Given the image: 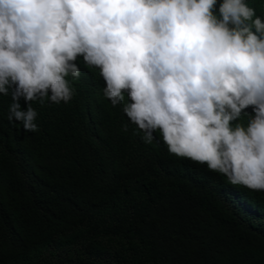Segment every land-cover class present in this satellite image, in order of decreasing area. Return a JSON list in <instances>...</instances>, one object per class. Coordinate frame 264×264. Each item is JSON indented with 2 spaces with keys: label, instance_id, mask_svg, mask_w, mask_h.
<instances>
[{
  "label": "clouds",
  "instance_id": "obj_1",
  "mask_svg": "<svg viewBox=\"0 0 264 264\" xmlns=\"http://www.w3.org/2000/svg\"><path fill=\"white\" fill-rule=\"evenodd\" d=\"M256 10L249 0H0V102L36 132L33 102L69 103L78 84L89 122L98 110L129 120L145 144L159 133L169 155L264 192Z\"/></svg>",
  "mask_w": 264,
  "mask_h": 264
},
{
  "label": "trees",
  "instance_id": "obj_2",
  "mask_svg": "<svg viewBox=\"0 0 264 264\" xmlns=\"http://www.w3.org/2000/svg\"><path fill=\"white\" fill-rule=\"evenodd\" d=\"M74 87L33 102L36 132L0 102V264H264V192L169 155L159 133L145 144L129 120L89 122Z\"/></svg>",
  "mask_w": 264,
  "mask_h": 264
}]
</instances>
